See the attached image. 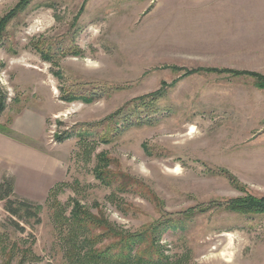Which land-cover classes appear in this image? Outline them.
<instances>
[{
    "label": "rangeland",
    "instance_id": "1",
    "mask_svg": "<svg viewBox=\"0 0 264 264\" xmlns=\"http://www.w3.org/2000/svg\"><path fill=\"white\" fill-rule=\"evenodd\" d=\"M19 1L0 0V20ZM28 1L0 43V126L27 122L11 137L33 166L0 158V180L40 221L0 200V264H88L84 251L160 222L158 264H264V213L222 205L264 195V88L219 71L264 76V0ZM78 206L102 226L77 228Z\"/></svg>",
    "mask_w": 264,
    "mask_h": 264
},
{
    "label": "trees",
    "instance_id": "2",
    "mask_svg": "<svg viewBox=\"0 0 264 264\" xmlns=\"http://www.w3.org/2000/svg\"><path fill=\"white\" fill-rule=\"evenodd\" d=\"M28 0H20L18 4L13 8L12 11L8 13V15L0 20V43L3 36V31L5 27V23L7 22L8 17H12L14 12L17 10H23L27 4ZM40 52L44 53V50L41 47H37ZM43 55V54H42ZM43 57L48 58L46 54ZM4 65L0 63V67ZM206 71H216L214 68L206 69ZM219 71H224L231 73L232 75H245L253 77L255 83L258 87L264 88V76L257 72L252 71H236L231 69H223ZM198 72V69L188 71L187 73ZM160 91H156L154 93H150L145 95L140 99H144L149 96H153L155 94H160ZM92 96L86 97L83 96L82 100L91 101ZM72 100L71 98H68ZM5 106V95L0 89V114L4 110ZM130 120V118H129ZM128 120V121H129ZM139 120V119H136ZM139 122V121H138ZM4 129V132L8 135H12V130L9 127L0 126V130ZM61 139V137H57ZM104 160L105 156H101ZM106 160V159H105ZM107 174V183H118L119 186H123L122 188L129 186L131 184L126 183V181H130L131 179L128 175H123L120 173H109L107 171H103ZM225 172V171H224ZM102 174V173H101ZM105 174V175H106ZM227 174V173H226ZM104 175V174H103ZM231 179V182L235 185V187H239V182L233 177L228 175ZM124 182V183H123ZM13 193V180L10 177H3L0 180V200H4L5 209L13 216H15L19 220H23L28 222V220L33 219L34 223H39L40 217L36 211V205L24 200V199H12L10 196ZM222 205L225 209L233 212H238L242 214H257L264 213V195L263 196H254L251 194H246L244 196L234 197L222 202ZM206 208H201L199 211H204ZM72 223L76 224L77 228H80L82 231H92L93 228L102 226L100 224V220L96 219L91 213L82 209L81 207H75L72 211L71 219ZM14 226L19 229H23L19 222L12 221ZM162 222L158 223L153 228H150L145 231H141L138 233L130 234L126 233L123 235H119L116 241L109 243L106 247L101 250H92V251H84V259L88 264L94 263H104V264H130L132 262H136L139 264H158L161 260V253L159 252V248L154 246V237L157 234H160V229L162 228ZM108 228V227H107ZM104 228L105 230L107 229ZM107 231V230H106ZM109 232V231H107ZM108 234V233H104ZM107 236L100 234V237ZM91 240V239H90ZM94 240L92 241V243ZM145 244V247L142 245ZM134 257V258H133ZM134 260V261H133Z\"/></svg>",
    "mask_w": 264,
    "mask_h": 264
},
{
    "label": "crops",
    "instance_id": "3",
    "mask_svg": "<svg viewBox=\"0 0 264 264\" xmlns=\"http://www.w3.org/2000/svg\"><path fill=\"white\" fill-rule=\"evenodd\" d=\"M35 121H37L38 124L40 122L39 119H36ZM10 128L15 133L21 132L22 134H31V129L27 125V122H24L20 127L18 121L13 120ZM29 155L32 157V149L29 146L12 138L11 135L8 136L0 132V158L9 159L15 163L17 162L20 164L21 168L27 170L28 168L32 169L33 166ZM29 165L30 167H28Z\"/></svg>",
    "mask_w": 264,
    "mask_h": 264
},
{
    "label": "bare ground",
    "instance_id": "4",
    "mask_svg": "<svg viewBox=\"0 0 264 264\" xmlns=\"http://www.w3.org/2000/svg\"><path fill=\"white\" fill-rule=\"evenodd\" d=\"M194 131V129H193V126H191V128H190V131L189 132H193ZM226 260H228V258H226Z\"/></svg>",
    "mask_w": 264,
    "mask_h": 264
}]
</instances>
